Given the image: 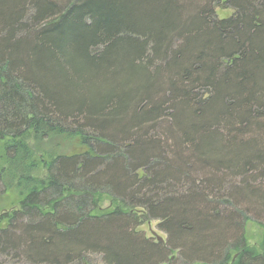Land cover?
Wrapping results in <instances>:
<instances>
[{
  "label": "trees",
  "instance_id": "16d2710c",
  "mask_svg": "<svg viewBox=\"0 0 264 264\" xmlns=\"http://www.w3.org/2000/svg\"><path fill=\"white\" fill-rule=\"evenodd\" d=\"M7 190L0 264H264V0H0Z\"/></svg>",
  "mask_w": 264,
  "mask_h": 264
},
{
  "label": "rangeland",
  "instance_id": "374dc122",
  "mask_svg": "<svg viewBox=\"0 0 264 264\" xmlns=\"http://www.w3.org/2000/svg\"><path fill=\"white\" fill-rule=\"evenodd\" d=\"M217 14L220 18L228 17L232 15V11H218ZM75 139V138H74ZM76 140V139H75ZM73 140L69 145L72 147L76 141ZM62 145H68L69 142L58 141ZM51 146V145H50ZM50 146L48 148H50ZM42 172V169H41ZM23 199L22 195H19L15 190H7L5 193L0 195V216L6 213H11L13 210L19 207L21 200ZM101 210L111 209L113 206L112 200L108 197L101 198ZM113 210V209H112ZM252 220H248L246 222V237L248 245L253 249H261V241H262V230L260 229L259 225L256 224L254 221H260L259 218L255 217L254 215H250ZM262 222V221H261ZM135 230L137 233L141 234L146 240L148 241H157L158 237L162 238L163 240L167 241L168 235L167 233L160 227V222L158 220H150L146 221L145 223L141 224L140 226L136 225ZM233 255V253H232ZM174 259L167 258L166 264H176L178 252L173 253ZM88 260L83 262V264H104L103 255L96 254L88 256ZM172 257V256H171ZM163 264V262H162ZM181 264V263H180Z\"/></svg>",
  "mask_w": 264,
  "mask_h": 264
},
{
  "label": "water",
  "instance_id": "95a60500",
  "mask_svg": "<svg viewBox=\"0 0 264 264\" xmlns=\"http://www.w3.org/2000/svg\"><path fill=\"white\" fill-rule=\"evenodd\" d=\"M157 239H158V242H160V243H164V242H165V240H163V239L160 238V237H158Z\"/></svg>",
  "mask_w": 264,
  "mask_h": 264
}]
</instances>
